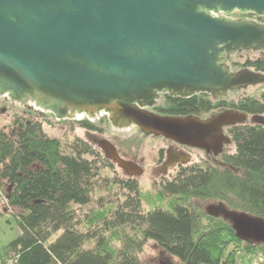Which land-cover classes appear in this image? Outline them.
I'll return each instance as SVG.
<instances>
[{"label":"water","instance_id":"95a60500","mask_svg":"<svg viewBox=\"0 0 264 264\" xmlns=\"http://www.w3.org/2000/svg\"><path fill=\"white\" fill-rule=\"evenodd\" d=\"M233 12L264 18V0H0V97L58 121L104 113L115 129L135 126L216 153L229 143L222 129L246 114L224 110L200 120L146 109L160 94L220 100L264 81L226 65L238 52L264 50V26L233 20ZM102 149L126 176L142 174L111 144ZM178 158L170 154L165 168ZM206 213L229 222L239 241L264 245L261 218L223 205Z\"/></svg>","mask_w":264,"mask_h":264},{"label":"trees","instance_id":"16d2710c","mask_svg":"<svg viewBox=\"0 0 264 264\" xmlns=\"http://www.w3.org/2000/svg\"><path fill=\"white\" fill-rule=\"evenodd\" d=\"M242 66L264 73V53ZM206 97H169L157 111L169 117L224 110L264 116V93L236 104ZM29 114L15 115L10 127L0 129V185L10 188L6 202L19 211L12 216L20 230L0 252V264H144L139 256L150 244L178 264H238L241 255H256L264 263V245L239 241L228 223L207 217L191 202L220 200L230 209L264 221V127L230 129L235 153L225 161L232 171L190 167L177 180L162 184V193L175 198L167 208L144 212L138 183L123 173L126 178L116 184L125 201L114 213L101 217L97 229L89 219L87 229H79L73 206L89 204L99 164L114 162L79 139L63 150L58 140L44 133L42 122ZM78 124L94 130L86 121ZM108 232L112 234L106 236ZM112 240L118 245L114 247ZM232 242L245 246L242 253L228 249Z\"/></svg>","mask_w":264,"mask_h":264},{"label":"rangeland","instance_id":"374dc122","mask_svg":"<svg viewBox=\"0 0 264 264\" xmlns=\"http://www.w3.org/2000/svg\"><path fill=\"white\" fill-rule=\"evenodd\" d=\"M229 17L233 20L239 19L254 22H264V20H261L255 15L249 13L241 14L239 12H233L229 15ZM261 55L262 52L255 51H241L232 55L230 58L231 63L229 64L231 71L238 72L245 69L242 65L246 60H253L260 57ZM262 93H264V83L229 93L220 100H213L209 95H207L206 98L209 101H223L226 104H236L239 100L244 98H259ZM162 105L163 102H161L158 107ZM28 112L31 113L29 114L31 118L42 122L44 133L49 138L58 140L61 143L63 150H66L69 145L79 139L88 143L93 150H95L104 158V154L100 150L97 140L93 138L97 137L99 134L102 135L100 136L101 139L107 138L116 144L117 147H119V145L123 147V145H125V139H137V141L143 140L141 143L133 144V147L139 152L140 157L144 158L143 174L136 180L141 195L142 210L147 212L154 207L167 208L169 204L175 199L165 196L162 193L160 186L161 180H170L175 175V172L173 171L167 176H159V174H157L153 168L158 150L163 147L160 140H141L135 128H127L123 130L115 129L109 122L108 116L106 114L105 115L107 118L101 116V118H104V120L99 125V128L102 129L101 132H94L95 135L90 138L88 137V130L80 127L77 124V121L80 120L90 123V119H88L86 116L84 117L83 115L80 119L74 118L73 120L58 121L51 113L44 112L40 109H35L33 104L23 106L21 104L13 103L8 97H0V129L10 127L12 119L15 115L22 116ZM8 131L10 130L8 129ZM117 137L120 138V143L114 140V138ZM233 145L234 144H232L229 148L231 154L235 152V147ZM83 158L89 159V157L86 156ZM208 160L210 161V158H208L203 152L194 151L191 153V163H202L203 161L206 162ZM99 167L97 186L94 189L89 204L82 207L73 206L72 208L78 217L79 229H87L86 222L88 219L90 220L89 223L94 221L92 222V227L97 229L96 227L100 221V218L114 213L119 205L125 201L124 193L118 188L116 184L117 179L126 178L123 172L114 163L108 164L107 162L103 161L99 164ZM9 190L10 188L6 184L0 185V252H2L3 248L20 234V230L12 216L13 214H17L19 211L9 208L6 202V197ZM191 202L193 206L197 205L201 213L204 214L203 208L206 205V201L193 200ZM101 209H104V211L102 212ZM109 209L111 211L106 212V210ZM203 221H205L204 218ZM101 227L102 226L100 225L98 228L102 229ZM125 231L129 232L130 228H125ZM111 234V232H108L106 236H110ZM113 235L115 238H112L117 240V233L115 232ZM114 240H112L111 243L115 247L118 245V243ZM244 247L245 246L243 244L232 242L229 244L228 249L237 250L242 253ZM139 258L144 264H178L175 258L166 255L153 244H150V246L148 245ZM238 263L264 264L256 255L253 257L241 255L238 258Z\"/></svg>","mask_w":264,"mask_h":264},{"label":"flooded vegetation","instance_id":"af4514ba","mask_svg":"<svg viewBox=\"0 0 264 264\" xmlns=\"http://www.w3.org/2000/svg\"><path fill=\"white\" fill-rule=\"evenodd\" d=\"M250 14V13H249ZM254 15V14H253ZM257 17V16H256ZM261 20H264V18L262 19V17H257ZM239 20V19H238ZM243 21H247V20H243ZM251 22H254V21H251ZM254 23H257V24H260V25H263L264 26V22H254ZM248 51H253V50H248ZM255 52H262L264 53V50H260V51H255ZM230 57H228L226 59V65L229 67L230 69V72L232 74H236L238 72H233L231 71V67H230ZM243 70H250V68H245ZM242 71V70H241ZM254 73H259L260 75H262L264 77V73L262 72H256L255 70H250ZM264 81L260 84H263ZM260 84H257V85H260ZM257 85H254V86H257ZM249 87H253V86H247L245 88H242V89H239V90H243V89H247ZM239 90H236V91H239ZM235 92V91H233ZM229 93H232V92H229ZM228 93V94H229ZM227 94V95H228ZM3 97H6V96H3ZM170 96L166 95V94H160L159 95V98L158 100L156 101V104L153 108L151 109H146L148 112L152 113V114H155V115H159V116H163L161 115L158 111H157V108H158V105L163 102V104L166 102L167 98H169ZM217 114H207V115H201V116H193L195 118H199L200 120H208L214 116H216ZM101 116H104L105 118L106 115L101 113V114H98L89 124L94 128V130H88V137H92L94 134V132H97V131H100L102 129L99 128V125L101 124V122L104 120V118H101ZM85 117V116H84ZM83 117V118H84ZM80 122H83V120H80V121H77V124L80 123ZM79 125V124H78ZM238 126H261V127H264V116H249L247 115L246 117V120L241 123V124H236V125H232V126H227V127H224L222 129V134L225 138H227L229 140V143L228 144H223L220 151L214 153L212 151H209L207 152L206 150L204 149H197V148H193V147H189V146H186V145H182V144H179V143H175L173 141H170V140H167L163 137H154L152 135H145L143 134L142 132H140L135 126H130L129 128H135L136 129V132L138 133V136L139 138L142 140H146V139H152V140H160L161 141V144L163 145V147H161V149L158 150V153H157V157H156V161L154 163V171L157 172V174H159V176H167L169 173L171 172H175V175L170 179V180H166V179H163L160 181V186L162 187V184L166 183V182H171L173 180H177L181 174L183 173V171L187 168H190V167H194V168H198L200 170H207V169H215L217 171H224V170H231V167L227 164V162L225 161L227 157L233 155L230 153L229 151V148L232 144H234L232 142V139H231V136L229 134V131L231 128L233 127H238ZM102 136L101 134L97 135V137H93L95 140H97V143L100 147V150L103 152L104 155L105 154V151L102 149V148H106L107 144H111L116 152H117V155L119 156V158L125 162H128V163H132L134 164L135 166H137L139 168V170L142 172L143 174V162H144V158L140 157L139 155V152L133 147V144L134 143H141L142 141L138 140L137 139H125V145H123V147L121 145H119V147H117L116 144H114L112 141L108 140L107 138L105 139H101ZM115 141H117L118 143H120V138H114ZM132 143V145H131ZM234 146V145H233ZM235 147V146H234ZM194 151H200V152H203L208 158H210V161H203L202 163H199V162H195V163H191V153L194 152ZM170 154H174L176 156H179V160L176 159L175 160V163L172 167H169V168H165V164L167 163L168 161V158H169V155ZM182 158H187V161L186 162H183V161H180ZM141 174V175H142ZM140 175V176H141ZM140 176H127L130 180H133V181H136L138 177ZM137 182V181H136ZM162 190V188H161ZM199 199H194V201H197ZM206 205L205 207L203 208V212L204 214L207 216V217H210V218H213V219H220V220H223L225 221L222 217L218 216V217H213V216H209L207 213H206V209L211 207V206H218V205H223L227 210L229 211H234V212H239V213H243V212H240V211H236V210H233V209H230L229 206L227 204H225L223 201H220V200H213V199H207V200H203ZM196 208H198L197 205H195ZM200 208V207H199ZM226 223H228L229 226L230 223L225 221Z\"/></svg>","mask_w":264,"mask_h":264},{"label":"built area","instance_id":"2783aa9c","mask_svg":"<svg viewBox=\"0 0 264 264\" xmlns=\"http://www.w3.org/2000/svg\"><path fill=\"white\" fill-rule=\"evenodd\" d=\"M101 114V113H100ZM104 114V113H103ZM83 115H77L75 116L76 119H80ZM93 119H90V121H92ZM239 264V263H238ZM248 264V263H247Z\"/></svg>","mask_w":264,"mask_h":264},{"label":"crops","instance_id":"0c3cea01","mask_svg":"<svg viewBox=\"0 0 264 264\" xmlns=\"http://www.w3.org/2000/svg\"><path fill=\"white\" fill-rule=\"evenodd\" d=\"M176 260V259H175Z\"/></svg>","mask_w":264,"mask_h":264}]
</instances>
